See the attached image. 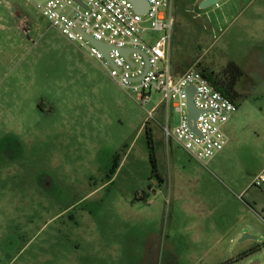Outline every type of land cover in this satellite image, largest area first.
Here are the masks:
<instances>
[{"label":"rangeland","instance_id":"obj_1","mask_svg":"<svg viewBox=\"0 0 264 264\" xmlns=\"http://www.w3.org/2000/svg\"><path fill=\"white\" fill-rule=\"evenodd\" d=\"M196 1L174 0L175 64L219 77L234 56L247 74L204 163L166 142L162 106L149 116L160 93L140 105L32 2L0 0V264H264V51L241 19H194Z\"/></svg>","mask_w":264,"mask_h":264},{"label":"built area","instance_id":"obj_2","mask_svg":"<svg viewBox=\"0 0 264 264\" xmlns=\"http://www.w3.org/2000/svg\"><path fill=\"white\" fill-rule=\"evenodd\" d=\"M69 41L87 48L89 57L99 63L104 72L123 90L135 95L140 105L150 100L152 92L161 99L150 112L153 117L159 106L165 111L161 125L166 142L172 141L193 159L204 163L225 149L229 138L225 126L237 112L234 100L220 92L201 70L191 67L176 77L170 67V48L175 28L172 6L174 0H145L149 3L144 14L134 10L129 0H27ZM220 3L215 6H219ZM20 27L29 31L26 20ZM159 34L153 41L150 35ZM83 34L108 46L109 59L93 46ZM130 50L128 59L120 52ZM148 69L146 71V60ZM134 64V66L131 65ZM138 78V79H136ZM195 86V106L201 111L195 123H189L186 88ZM179 116V124L172 126L169 110ZM195 124L197 132L191 128ZM264 184V173L252 185Z\"/></svg>","mask_w":264,"mask_h":264},{"label":"crops","instance_id":"obj_3","mask_svg":"<svg viewBox=\"0 0 264 264\" xmlns=\"http://www.w3.org/2000/svg\"><path fill=\"white\" fill-rule=\"evenodd\" d=\"M192 1L194 2V5H195L196 4L195 0H192ZM201 1L202 0H199L198 2L196 1L197 2V13H196V15H194V19H196V20L202 19L203 21L209 22L215 26H219L223 22H226L229 19L230 20L232 19L231 23H233L237 19H241L245 22V25L247 26L249 32L254 31L257 33V36L259 37V41L261 43V45H259V44L257 45V48L264 51V1L256 2V3H255V1H251L248 3H241L239 5V7H237L236 5L234 7L226 6L224 9H223L222 5L219 4V6H214V9L209 10V11H206L207 9L204 11H201L199 9V4ZM236 11H238V14L236 17H234V14L236 13ZM214 30H215V32H217L216 29H214ZM219 30H221V28H219L218 31ZM150 39H151V41L155 40L151 37V35H150ZM171 47H172V44H171ZM252 49H255V47H253ZM170 52H171V48H170ZM172 54H173V49H172ZM246 55H247V57H250V58L255 56V54L251 53V52H247ZM172 56L170 54V67H171L173 74L176 77L181 76L185 71L190 69L194 64L202 61L198 57L194 61H191L189 63H187V62L184 63V60L182 59V60H180V67H179V66H177V64H175ZM230 60L236 62L240 67L242 66V69L245 72V75L247 76L245 68L243 67L242 63L239 60H237L234 56H232ZM238 84H239V82H238ZM238 89L239 88L237 85V90ZM233 116H234V114L232 115V117ZM248 186L249 185H247L246 188Z\"/></svg>","mask_w":264,"mask_h":264},{"label":"water","instance_id":"obj_4","mask_svg":"<svg viewBox=\"0 0 264 264\" xmlns=\"http://www.w3.org/2000/svg\"><path fill=\"white\" fill-rule=\"evenodd\" d=\"M78 2V0H75ZM133 7H134V10L138 13H141V14H144L148 11V8H149V3L145 0H129ZM221 1L223 0H202L199 4V9L200 10H205V9H208L212 6H215L216 4L220 3ZM85 36V38L93 45L95 46L97 49H99L103 55L109 59V50H110V46H108L107 44L101 42V41H98L94 38H92L91 36L87 35V34H83ZM120 52L123 54V56L128 59V54L130 52V50L128 49H121ZM143 57L145 58L146 60V71L148 69V60H147V57L146 55L141 52ZM132 66H134L133 63H131ZM138 79V78H136ZM195 86L193 85H189L187 88H186V93H187V110H188V121L189 123H192L196 121L198 115L200 114V110L195 106L194 104V100H193V97H194V94H195ZM191 128L194 132H197V128L195 126V124H191ZM198 133V132H197ZM251 238H254L253 236H250L248 234H245L243 236V238L241 239V241H244L246 239H251ZM252 264H258V261L255 262V263H252Z\"/></svg>","mask_w":264,"mask_h":264},{"label":"trees","instance_id":"obj_5","mask_svg":"<svg viewBox=\"0 0 264 264\" xmlns=\"http://www.w3.org/2000/svg\"><path fill=\"white\" fill-rule=\"evenodd\" d=\"M201 72L224 95L228 96L234 101L240 97V94L237 90V85L240 79L245 75V72L236 62L230 61L223 69L221 76L219 77L206 67H203ZM152 162L155 164V159L152 158ZM239 258H242V256H239Z\"/></svg>","mask_w":264,"mask_h":264}]
</instances>
